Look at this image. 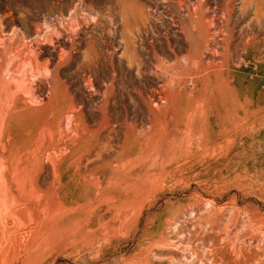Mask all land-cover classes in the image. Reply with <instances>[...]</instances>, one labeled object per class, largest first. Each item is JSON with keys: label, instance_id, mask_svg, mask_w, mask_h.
<instances>
[{"label": "rangeland", "instance_id": "374dc122", "mask_svg": "<svg viewBox=\"0 0 264 264\" xmlns=\"http://www.w3.org/2000/svg\"><path fill=\"white\" fill-rule=\"evenodd\" d=\"M0 260L264 264V0H0Z\"/></svg>", "mask_w": 264, "mask_h": 264}, {"label": "bare ground", "instance_id": "6f19581e", "mask_svg": "<svg viewBox=\"0 0 264 264\" xmlns=\"http://www.w3.org/2000/svg\"><path fill=\"white\" fill-rule=\"evenodd\" d=\"M28 50V49H27ZM114 117H115V115H114ZM244 215V214H243ZM248 218V217H247ZM7 227V226H6ZM250 228V227H249ZM1 261V260H0Z\"/></svg>", "mask_w": 264, "mask_h": 264}]
</instances>
